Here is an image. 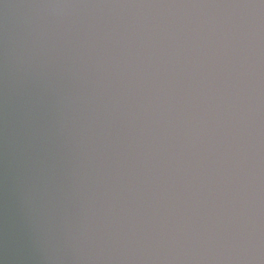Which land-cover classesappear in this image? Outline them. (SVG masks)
Returning <instances> with one entry per match:
<instances>
[{
  "label": "clouds",
  "instance_id": "obj_1",
  "mask_svg": "<svg viewBox=\"0 0 264 264\" xmlns=\"http://www.w3.org/2000/svg\"><path fill=\"white\" fill-rule=\"evenodd\" d=\"M0 264H264V0H0Z\"/></svg>",
  "mask_w": 264,
  "mask_h": 264
}]
</instances>
